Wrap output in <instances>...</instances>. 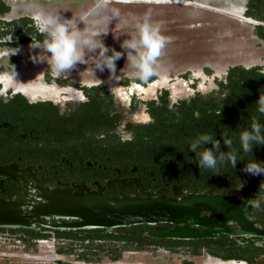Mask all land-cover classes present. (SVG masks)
<instances>
[{"label":"flooded vegetation","instance_id":"flooded-vegetation-1","mask_svg":"<svg viewBox=\"0 0 264 264\" xmlns=\"http://www.w3.org/2000/svg\"><path fill=\"white\" fill-rule=\"evenodd\" d=\"M206 1L257 22L215 12L251 27L253 45L227 41L205 64L156 65L142 80L135 69L100 71L95 54L64 73L33 60L42 49L32 39H44L39 13L77 17L115 48L119 38L103 39L116 33L106 26L113 13L89 15L94 0H0V203L20 218L0 226V264H264V174L243 170L264 162V145L219 174L200 170L188 148L208 133L227 151L224 131L239 151L238 126L264 90V0ZM77 2L91 7L71 10ZM124 202L158 209L162 220L99 219Z\"/></svg>","mask_w":264,"mask_h":264},{"label":"clouds","instance_id":"clouds-1","mask_svg":"<svg viewBox=\"0 0 264 264\" xmlns=\"http://www.w3.org/2000/svg\"><path fill=\"white\" fill-rule=\"evenodd\" d=\"M112 2L113 0H94V5L88 14L101 13L107 10ZM113 15L118 16V10L113 9ZM78 18L84 23L83 16ZM34 21L37 30L44 36L42 41L35 44L32 39L30 47L42 49L38 56L32 57L34 61H47L52 71L64 73L70 72L77 64L83 63L88 54H95L91 57L96 61V68L103 71L107 67L112 73L115 72V62L123 54L112 49L111 55H109L110 49L101 39L102 34L106 35L107 33L89 32L86 25L80 29L77 17L74 16L72 19H66L62 18L60 14L39 13L34 16ZM167 40V37L161 35L160 26L153 25L149 18L145 17L142 22L136 24V34L129 36L122 43V48L127 52L126 66L133 67L140 79H149L156 74L155 65ZM101 82L103 83V81ZM255 105V113L249 115L246 126H238L239 151L233 147L232 138L224 131L221 135L227 151L222 150L220 139L208 133L200 134L191 140L188 148L195 153V160L198 162L200 170H212L214 174H219L215 170L226 163H230L235 168L237 162L243 160L241 154L252 153L255 146L264 145V123L261 122V118H264V90L260 91ZM238 156L241 158L238 159ZM243 170L251 175L264 174V162L252 158L247 160ZM258 194H264V182L260 184ZM252 201L253 199H250L245 202L250 204Z\"/></svg>","mask_w":264,"mask_h":264},{"label":"rangeland","instance_id":"rangeland-1","mask_svg":"<svg viewBox=\"0 0 264 264\" xmlns=\"http://www.w3.org/2000/svg\"><path fill=\"white\" fill-rule=\"evenodd\" d=\"M82 5L81 2L72 3L70 9L80 10L91 7L89 2H84ZM113 9L118 10L119 15L108 16L106 26L107 28H114L117 25L116 33L114 34L113 31L111 36L107 35L103 39L109 42L113 37L119 38L118 41L120 43L116 40L115 48L109 47V55H111L112 49L123 54L115 62L116 71L134 69L130 65L126 66L127 52L122 48V40L120 38H129V36L135 35L136 24L142 22L145 17L149 18L153 25L158 24L161 35L168 38L165 47L161 50L156 65L175 68L201 65L207 63L208 60H212L210 58L215 55L213 50L217 51L221 44L227 46L229 44H227V41H236L239 44L243 45L244 43L251 46L254 43V39L251 38V27L246 24L240 25L228 17L205 9L181 4L147 2H129L117 4L116 6L112 5L107 11H112L113 13ZM210 25L215 26L216 29L213 28L214 30L219 28L220 31L211 33L212 29ZM242 28L243 30H241ZM225 34H230L231 36H225L227 38L218 37ZM212 35H215L217 38H213ZM166 264H180V261L176 258L169 262L167 259Z\"/></svg>","mask_w":264,"mask_h":264},{"label":"water","instance_id":"water-1","mask_svg":"<svg viewBox=\"0 0 264 264\" xmlns=\"http://www.w3.org/2000/svg\"><path fill=\"white\" fill-rule=\"evenodd\" d=\"M124 2H147V3H158V4H181L185 6H191L195 8L205 9L220 14H225L230 17L242 19L249 21L253 24H258L257 22L245 18L241 14L231 13L229 11L219 9L213 6H208L200 4L189 0H121ZM4 169L0 168V172ZM111 214V218L107 216ZM161 211L158 209H149L147 204L124 202L119 204L110 210H101L99 212V219L111 223L113 226L129 225L133 223H139L148 221L150 218H155L156 220H162L159 216ZM20 218L17 216L15 206L12 203H0V226H10L14 227ZM105 223V222H102ZM107 225V224H103ZM171 237H177V235H171Z\"/></svg>","mask_w":264,"mask_h":264},{"label":"bare ground","instance_id":"bare-ground-1","mask_svg":"<svg viewBox=\"0 0 264 264\" xmlns=\"http://www.w3.org/2000/svg\"><path fill=\"white\" fill-rule=\"evenodd\" d=\"M189 1H194V2H197V3H200V4H204V5L210 6V4L206 0H189Z\"/></svg>","mask_w":264,"mask_h":264}]
</instances>
